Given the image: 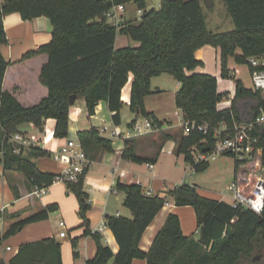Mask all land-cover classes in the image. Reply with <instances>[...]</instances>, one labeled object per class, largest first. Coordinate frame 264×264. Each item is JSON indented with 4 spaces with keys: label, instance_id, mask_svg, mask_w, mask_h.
I'll return each mask as SVG.
<instances>
[{
    "label": "trees",
    "instance_id": "obj_1",
    "mask_svg": "<svg viewBox=\"0 0 264 264\" xmlns=\"http://www.w3.org/2000/svg\"><path fill=\"white\" fill-rule=\"evenodd\" d=\"M132 2L144 10L141 18H126L120 28L105 18L114 5ZM205 2L210 6L213 3L212 0ZM224 4L235 27L214 32L208 26L202 0H161L158 8L151 9L147 8V0H0V163L5 170L22 172L32 187L52 184L56 174L41 171L23 151L15 152L17 145L9 142L10 135L20 131L23 123L33 122L42 128L45 119L53 118L56 120L54 136L66 138L73 94L77 100L85 99L90 115L95 114L101 100H106L114 112V122L120 125L124 107L122 92L130 75H133L130 110L136 117L150 118L155 127L161 129L165 121L147 110L145 99L155 92L152 78L163 73L171 74L181 83L175 101L185 120L207 122L210 129L207 133L193 130L189 134L161 131L163 142L152 156L138 154L137 137H132L125 140L123 157L137 163L156 162L163 144L174 139L177 155H183L196 172L207 170L210 161H198L197 155L213 149L214 128L225 123L229 130L236 120H253L259 109L264 108L263 90L246 87L229 68V60L234 58L253 71L250 58L264 56V0H224ZM13 12L20 13L25 20L47 16L53 25L51 40L26 54V57L41 53L49 56L40 74L49 93L31 106L23 105L13 92L3 88L9 65L1 51V45L8 42L4 16ZM118 33L138 44L116 47ZM205 45L221 49L222 77L234 79L236 83V94L229 107L218 106L228 94L218 91V78L196 71L204 65L196 51ZM259 69H264V65ZM243 101L249 105L247 117L240 111ZM255 134L263 150L264 166V127L257 128ZM78 135L92 160L101 149L114 151L113 140L102 135L96 126L80 130ZM206 147L208 151H204ZM31 150L36 157L50 155L49 150L40 146ZM88 170L76 181L67 183L80 201L82 226L86 227L84 234L91 235L97 245V254L88 259L87 264H107L111 259L115 264H132L136 258L146 259L149 264H264V210L259 214L204 196L196 183L178 184L168 195L177 205L195 207L198 226L205 229V241L201 242L193 234L185 235L179 215L171 212L146 251L140 245L142 237L165 206L167 196L150 194L140 183L118 181L117 188L124 193V206L132 216L106 217L119 244V251L114 252L102 234L90 226L87 212L91 205L84 188ZM53 208L50 206V210ZM47 215L48 209L17 221L3 238ZM72 243L74 256L78 257V238ZM258 256L261 258H256ZM0 264H7L1 256ZM10 264H63L62 244L55 237L25 243Z\"/></svg>",
    "mask_w": 264,
    "mask_h": 264
},
{
    "label": "crops",
    "instance_id": "obj_2",
    "mask_svg": "<svg viewBox=\"0 0 264 264\" xmlns=\"http://www.w3.org/2000/svg\"><path fill=\"white\" fill-rule=\"evenodd\" d=\"M212 2L211 6L205 2V6L213 9L216 3L214 0ZM160 3L161 1L159 5ZM129 4H126V18L133 19L129 17V14L132 13L128 9ZM206 19L208 22L207 16ZM4 26L8 42L1 45V51L8 60L9 65L4 77L3 88L4 90L13 92L25 106L37 104L49 93L48 87L40 80L41 69L48 61L49 56L46 53H41L26 57V54L37 50L42 44L48 43L51 40L53 31L52 22L47 16L25 20L20 13L13 12L4 16ZM210 29L212 30V28ZM137 44L129 36L118 33L116 47ZM238 52H241V50L238 49ZM196 56L204 62V65L197 67L196 71L215 75L218 78V91L228 93L218 104L219 108L229 107L236 94V83L234 79L222 77L221 49L212 45H205L196 51ZM239 65L234 58L229 60V68L235 77L239 76ZM160 76L162 74L152 78V89L155 92L148 95L145 99L147 110L152 111L157 118L165 121V124L159 130V135L161 131L175 132V128L182 125L185 120L183 111L177 107L175 101V96L181 87V83L176 80L173 99L175 106L174 114L181 119L180 124L177 125L173 118L166 116L169 114L162 104L166 86L158 82V80L155 81ZM132 79L133 75H130L129 82L125 85L122 92V100L124 101V107L121 110L122 123L126 117L125 109L130 108ZM155 86H158V89H155ZM244 103V101L240 103V111L244 117H247L249 105H246L248 103ZM113 115L114 112L110 110L106 100L99 102L93 115L88 113L85 99L76 100V103L71 107L68 136L66 138H56L53 136L52 141L48 144V150L50 152L58 150L68 139L79 138L78 133L80 130L92 126H96L101 134L107 137V133L103 132L102 128L104 126L112 128L114 125H117L114 122ZM135 118L136 114L133 112L131 121ZM122 123L120 124L121 127ZM46 124L51 132L55 131V119L48 118ZM19 130L35 133L37 126L33 122H27L21 124ZM160 138L153 132L137 137L135 139L137 153L145 156L154 155L163 142L162 137ZM170 141L175 145L176 152V141L174 139H170ZM166 143L163 144L164 146L156 162L137 163L124 158L122 154L124 143L114 140V151L110 152L101 149L86 174L84 188L89 194L91 205L87 212L90 226L93 231L102 234L105 243L114 252L119 251V244L113 231L106 223V217L109 215L132 216L131 211L124 206V193L117 188L118 181L123 183H140L144 190L150 194L167 196L165 206L148 226L142 237L140 243L142 249L149 250L155 236L171 212L179 215L185 235L193 234L196 236L200 234V227L196 225L194 220L189 221L194 212L192 207L189 205H177L174 198L168 195V191L176 185L167 184L163 181L164 171H162L161 157ZM23 153L31 158L41 171L55 174L61 171L59 163L51 155L36 157L33 155L31 147L25 148ZM190 168L194 170L192 166ZM236 173L237 163L235 162L234 173L230 178L231 181L236 177ZM34 190L35 187L30 185L22 172L5 170L4 165L0 163V238L4 237L12 224L48 209L47 217L27 223L15 234L3 238L0 244V256L7 264H10V261L19 253L23 244L55 237L62 244L63 264H87V260L97 254V245L91 235L84 234L86 227L82 226L84 220L80 214V201L76 194L63 182L52 184L43 196H38L34 193ZM212 197L230 203L228 198H224L220 192L217 198L211 195L210 198ZM50 206H54V208L50 210ZM60 220L65 221V227L60 226ZM63 230L67 231L66 236H60V232ZM196 237L198 238V236ZM74 238H78V257L74 256V246L72 243ZM107 264H115L114 259L109 260ZM132 264L149 263L146 259L136 258Z\"/></svg>",
    "mask_w": 264,
    "mask_h": 264
},
{
    "label": "built area",
    "instance_id": "obj_3",
    "mask_svg": "<svg viewBox=\"0 0 264 264\" xmlns=\"http://www.w3.org/2000/svg\"><path fill=\"white\" fill-rule=\"evenodd\" d=\"M126 10V4H116L106 12L105 18L120 28L126 20ZM137 12V18H141L144 10L138 9ZM250 62L254 67V70L251 71L253 88L264 91V69H259L260 66L264 65V56L252 57ZM47 120H44L42 128L37 127L35 133L18 131L10 135L9 142L17 145L14 151L21 152L25 148L34 146H40L48 150V144L52 141L54 132L48 129ZM182 127L184 134H189L193 130L207 133L210 129L207 122L199 123L189 120H184ZM259 127H264V108L262 107L253 120H236L229 130L225 123H221L214 128L216 141L213 149L206 153H198L197 160L211 161L219 155H233L237 163L236 177L228 184L227 189L221 192L222 196L228 198L230 204L234 207L242 206L260 214L264 210V166L262 163L263 150L258 145L259 137L255 134V130ZM156 130L160 129L155 127L153 121L142 116L136 117L134 122L128 125L127 128H122L120 125H114L112 128L107 126L102 128V131L107 133V137L113 140V144L114 140L125 143L126 139ZM1 155L2 152H0ZM50 155L61 167V171L55 175L52 184L61 182L67 184L76 181L86 169L91 167L94 161L88 157L79 138L68 139L58 150L50 152ZM52 184L37 186L34 193L43 196ZM59 224L61 227L66 225L64 220H60ZM66 235V230L60 232V236Z\"/></svg>",
    "mask_w": 264,
    "mask_h": 264
},
{
    "label": "rangeland",
    "instance_id": "obj_4",
    "mask_svg": "<svg viewBox=\"0 0 264 264\" xmlns=\"http://www.w3.org/2000/svg\"><path fill=\"white\" fill-rule=\"evenodd\" d=\"M160 1L161 0H147V8H158ZM214 1L216 3L215 7L213 9H209L205 6V0H202L204 12L208 17L209 27L212 28V30L214 31H229L234 29V22L227 12L224 0ZM128 9L132 11V13L129 14V17L136 19L138 16L137 10L139 9L137 4H135L134 2L130 3L128 5ZM237 78H241L247 87H253L250 69L247 64L239 65V76ZM157 80L158 82L165 84L166 86V92L162 101L164 109L169 114L166 116H170L171 118H173L174 122L178 125L180 124L181 119L180 117L174 114L175 106L173 104L174 92L176 89V79L172 75L165 73L162 74V76H160V78L156 79L155 81ZM154 88L158 89V86H155ZM262 95L264 97V92H262ZM125 114L126 117L123 119L122 128L128 127V123L131 121L133 112L130 110V108H128L125 109ZM182 131V125H179L175 128V132L177 134H181ZM159 132L160 131L158 130L154 131L153 133L158 135L159 139H161V134H158ZM144 135H140L138 137ZM116 141L121 142L120 140ZM174 146L175 145L173 144V142L169 140L165 145V149H163L161 165L162 171H164V182L171 185H177L181 183H197L199 184V192L202 195L209 197L213 195L216 198L219 196V192L221 193L223 190L227 189V186L231 181L230 178L233 175L235 169L236 159L233 155L223 154L216 156V158L211 159V166L209 167V169L202 172H196L195 170H192L190 168L191 165L185 161L183 155L176 154ZM189 206L192 207L194 211L193 216L190 217L189 221L194 220L196 225H198L195 207L191 205ZM196 236H198V239L200 238V234H197Z\"/></svg>",
    "mask_w": 264,
    "mask_h": 264
},
{
    "label": "water",
    "instance_id": "obj_5",
    "mask_svg": "<svg viewBox=\"0 0 264 264\" xmlns=\"http://www.w3.org/2000/svg\"><path fill=\"white\" fill-rule=\"evenodd\" d=\"M76 100H77V96H76L75 94H73V95L71 96V104L74 105V104L76 103ZM208 150H209L208 147L204 148V151H208ZM199 240H200L201 242H204V241H205V229H204L203 226H202L201 229H200V238H199ZM256 258L259 259V258H261V256H258V257H256Z\"/></svg>",
    "mask_w": 264,
    "mask_h": 264
}]
</instances>
